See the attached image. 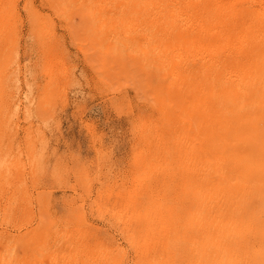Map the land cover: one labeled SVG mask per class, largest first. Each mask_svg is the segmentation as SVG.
Returning a JSON list of instances; mask_svg holds the SVG:
<instances>
[{
	"label": "rangeland",
	"instance_id": "rangeland-1",
	"mask_svg": "<svg viewBox=\"0 0 264 264\" xmlns=\"http://www.w3.org/2000/svg\"><path fill=\"white\" fill-rule=\"evenodd\" d=\"M118 2L0 0V264H264L158 154L154 24Z\"/></svg>",
	"mask_w": 264,
	"mask_h": 264
},
{
	"label": "bare ground",
	"instance_id": "bare-ground-1",
	"mask_svg": "<svg viewBox=\"0 0 264 264\" xmlns=\"http://www.w3.org/2000/svg\"><path fill=\"white\" fill-rule=\"evenodd\" d=\"M138 6L154 24L146 67L159 78L162 117L175 125L167 137L152 131L158 154L169 158L174 180L208 186L207 196L243 221L239 236L264 250V0H119L117 7Z\"/></svg>",
	"mask_w": 264,
	"mask_h": 264
}]
</instances>
